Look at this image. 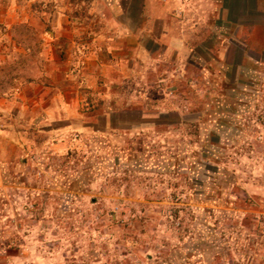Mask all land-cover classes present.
Instances as JSON below:
<instances>
[{
	"label": "rangeland",
	"instance_id": "obj_1",
	"mask_svg": "<svg viewBox=\"0 0 264 264\" xmlns=\"http://www.w3.org/2000/svg\"><path fill=\"white\" fill-rule=\"evenodd\" d=\"M91 9V0H52L0 22V94L60 99L28 127L30 190L1 209L10 247L0 264H264V65L235 72L211 59L203 71L217 49L198 46L185 72L158 68L146 39L152 53L129 73L110 45L120 19ZM171 111L201 120L108 123Z\"/></svg>",
	"mask_w": 264,
	"mask_h": 264
},
{
	"label": "crops",
	"instance_id": "obj_2",
	"mask_svg": "<svg viewBox=\"0 0 264 264\" xmlns=\"http://www.w3.org/2000/svg\"><path fill=\"white\" fill-rule=\"evenodd\" d=\"M49 1L52 0H0V22L8 20L12 24L16 19L35 15L36 3ZM91 1L92 9L89 14L98 13L97 4L104 8L101 15L107 16L112 10L114 16L120 19L118 25L109 31L114 32L116 37L110 45L122 51L119 55L120 64L126 72H135L140 64V56L152 53L145 46L146 39L151 40L155 47L156 54L152 57L158 68L166 66L173 69L175 65H179L185 72L194 66L192 58L198 46L210 53L217 49L214 58L210 56V60L198 65L203 71H207V66L211 65V59L220 68L233 69L235 72L249 61L264 65V60H255L253 57V54L264 55V0ZM56 15L59 18L66 16L60 12ZM131 16L140 22L135 30L121 20ZM259 33H262V38L257 41ZM207 41L213 43L206 45ZM128 51H134L129 60L126 59L130 55ZM127 63H131L130 68ZM20 99L21 101L16 102L7 98L6 94H0V213L4 206H9L8 201L11 202L15 193L30 190L28 182L32 176L33 164L31 154L35 148L29 139L28 127L30 124L39 126L40 119H34L35 113L51 110L55 114L59 106L57 101H60L55 95L46 98L39 92H24ZM126 114L130 112L120 113L118 117ZM140 114L141 117L135 120L126 118L115 123V119L110 118L108 123L113 129L130 131L144 124L174 128L201 120V114L181 115L174 111L161 113L151 119L146 118L143 112ZM214 120L216 130H222L217 126L219 119ZM71 129H74V125L67 130ZM59 131L62 130H48L51 134ZM55 146L57 147L56 144ZM5 220L4 216H0V257L7 255L10 247L6 243L9 233L6 231Z\"/></svg>",
	"mask_w": 264,
	"mask_h": 264
},
{
	"label": "trees",
	"instance_id": "obj_3",
	"mask_svg": "<svg viewBox=\"0 0 264 264\" xmlns=\"http://www.w3.org/2000/svg\"><path fill=\"white\" fill-rule=\"evenodd\" d=\"M189 126V125H188ZM190 126H193V125H190ZM197 127V126H196Z\"/></svg>",
	"mask_w": 264,
	"mask_h": 264
}]
</instances>
